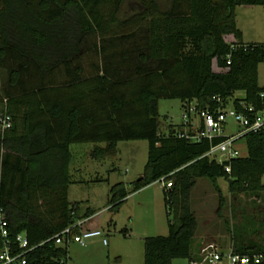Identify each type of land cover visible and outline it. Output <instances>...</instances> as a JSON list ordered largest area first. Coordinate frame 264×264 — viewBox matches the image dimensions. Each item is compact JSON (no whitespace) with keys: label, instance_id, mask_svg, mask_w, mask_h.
I'll use <instances>...</instances> for the list:
<instances>
[{"label":"trees","instance_id":"16d2710c","mask_svg":"<svg viewBox=\"0 0 264 264\" xmlns=\"http://www.w3.org/2000/svg\"><path fill=\"white\" fill-rule=\"evenodd\" d=\"M123 1L0 0V113L9 118L0 129V206L12 234L24 231L30 245L49 238L27 253V264L64 262L67 246L51 237L89 215L66 200L70 144H94L90 155L99 159L117 141L145 140L132 191L171 180L161 188L171 213L167 232L142 238V264L198 260L188 206L196 178L217 191L215 180L223 178L231 194L264 193V129L242 135L245 155L217 163L200 157L207 140L177 136L181 124L162 135L156 121L160 98L211 111L225 108L238 90L243 96L231 100L232 108L246 113L242 102L264 113V86L257 85L263 45L242 43L234 25L236 5L264 8V0H134L133 10L119 15ZM225 32L236 40L225 42ZM126 194L113 184L110 208ZM261 224L264 231V218ZM231 250L260 254L264 264V239Z\"/></svg>","mask_w":264,"mask_h":264},{"label":"rangeland","instance_id":"374dc122","mask_svg":"<svg viewBox=\"0 0 264 264\" xmlns=\"http://www.w3.org/2000/svg\"><path fill=\"white\" fill-rule=\"evenodd\" d=\"M133 8L134 0H124L119 15H126ZM234 25L240 32L242 43H261L264 51L262 6L236 5ZM223 39L228 43L236 40L229 32L223 34ZM211 67L216 71L221 70L215 66L214 60ZM4 81L5 72L0 70V87ZM257 85L264 86V56L257 65ZM242 96V91H235L225 109L231 107L233 98ZM156 112L160 134L166 135L172 129L181 128L182 108L178 99H158ZM236 130L237 125L227 117L223 134L229 135ZM236 144L239 155H245L243 141L238 140ZM103 155L99 159L91 156V159L85 158L84 170L79 175L86 182L70 185L68 190L69 204H76L78 213L89 207V218L84 226L88 230L100 231L101 236L84 238L82 244L70 242L67 245L68 258L58 264H142V238L165 235L167 232L166 221L171 218V213L164 207L161 184L155 180L132 191L133 181L142 176L146 141H117L113 151H105ZM69 172V179L78 178V174L71 170ZM261 181L264 182V175ZM117 182L123 185L127 194L115 208H110L111 204L107 203L108 190ZM215 185L218 191L208 179L196 178L188 193V206L195 218L191 252L193 245L198 246L194 257H198V249L208 242L216 244L225 255L233 246L262 243L264 239L261 224L264 218V193L231 194L223 178H217ZM171 264L189 262L185 258H175ZM221 264H225V260Z\"/></svg>","mask_w":264,"mask_h":264},{"label":"built area","instance_id":"2783aa9c","mask_svg":"<svg viewBox=\"0 0 264 264\" xmlns=\"http://www.w3.org/2000/svg\"><path fill=\"white\" fill-rule=\"evenodd\" d=\"M233 47L235 45L230 44V48ZM228 63L227 55L226 64ZM240 105L246 110V113L236 111L232 107L228 110L225 108L211 111L196 110L192 102H184L181 106L183 131L178 132L177 136L191 142H197L201 139L207 140L209 146L200 157H206L217 163L238 157L240 156L239 146L236 142L241 140L242 135L264 129V113L260 111L251 112L252 108L245 106L242 102ZM227 117L231 118L237 125V130L232 134L224 135V121ZM8 122V116L0 113L1 128L6 127ZM217 136H225V138L212 144V139ZM157 181L161 184V188L171 186V180L164 181L159 178ZM86 219V217L76 218L70 225L55 233L51 237L54 243L65 246L70 242L82 244L84 238L101 236V232L98 230L80 229ZM76 229L77 231H75ZM44 241L30 245L24 231L12 234L7 228V222L3 218V209L0 206V264H27V253ZM224 260L225 264H261L262 256L260 254L235 253L231 249H228L224 255L216 244L208 242L198 249V260H193L189 264H221Z\"/></svg>","mask_w":264,"mask_h":264},{"label":"crops","instance_id":"0c3cea01","mask_svg":"<svg viewBox=\"0 0 264 264\" xmlns=\"http://www.w3.org/2000/svg\"><path fill=\"white\" fill-rule=\"evenodd\" d=\"M94 144H86V143H77V144H70L69 147H68V151L70 153V161L68 163V177L70 178V170L74 173V174H78V178L77 179H70L71 180V183H69L68 187H67V191H66V200L68 201L69 203V200H68V190H69V186L70 185H73L75 183H78V184H81V183H85L86 181L84 179H81L80 178V172L81 170L83 171L84 170V159L87 157H89L91 159V155H90V152H91V149L93 147ZM104 144L100 143L99 146H103ZM88 158V159H89ZM88 181V180H87ZM85 200H88V199H85ZM88 209L89 207H85L84 211L82 213H78L79 215L83 214L84 212H88ZM87 219L89 218V215L88 216H85ZM86 219V220H87ZM86 223V221L81 225L80 229H87L84 224ZM198 246H194L193 245V250H192V254L196 253L195 252V249H197ZM68 258V257H67ZM66 261V260H65Z\"/></svg>","mask_w":264,"mask_h":264}]
</instances>
